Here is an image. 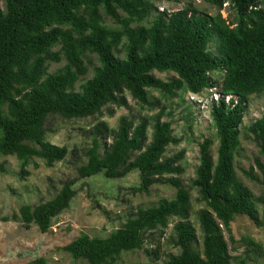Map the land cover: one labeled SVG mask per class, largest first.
<instances>
[{
	"label": "trees",
	"instance_id": "obj_1",
	"mask_svg": "<svg viewBox=\"0 0 264 264\" xmlns=\"http://www.w3.org/2000/svg\"><path fill=\"white\" fill-rule=\"evenodd\" d=\"M1 1L0 153L16 155L22 167L34 158L53 166L67 156V146L46 140L45 122L51 114L64 118L98 114L108 105H127L126 91L142 104L154 106L158 102L150 100L148 89L166 97L178 95L179 90L199 93L212 86L210 73L223 72L219 87L223 96L211 106L218 138L216 158L210 151L212 139L204 138L190 186L179 176L184 171L183 150L164 156L166 147L178 139L171 122L162 119L163 110L152 119L140 118L137 124L122 116L115 129H109L104 121L98 124L87 149L88 159L77 166L80 177L102 173L117 178L137 170L140 182L133 191L147 192L161 183L175 187L176 192L156 204L138 206L109 235L82 233L63 249L86 264H114L123 252L142 249L147 232L167 227L175 217L170 241L179 252L171 253L165 264L246 263L232 257L225 231L235 242L231 224L240 214L257 226L264 225V194L254 196L237 175L234 162L241 144L244 103L252 94H264V0H206L218 8L230 2L237 15L234 22H227L220 12L161 11L156 2L164 0ZM106 16L118 25L108 24ZM147 19L148 24L142 23ZM121 45L123 57L117 54ZM92 53L98 65L76 89L77 81L88 72L86 60L91 62ZM62 58L66 63L49 72L50 62ZM153 70L172 71L176 76L164 80ZM226 95L233 96L226 101ZM150 123L152 140L145 144ZM106 131L113 140L101 154L100 138L108 136ZM245 133L258 141L260 156L255 163L264 174V113ZM4 172L0 163V173ZM247 174L259 180L253 166ZM261 181L264 183V178ZM73 184L65 182L54 197L40 204L22 205V220L36 223L41 232L48 231L52 218L66 209L75 195ZM191 189L197 190L204 205L197 214L199 237L190 218ZM244 241L262 249L251 238ZM145 251L152 254L147 247ZM156 258L145 264H158Z\"/></svg>",
	"mask_w": 264,
	"mask_h": 264
},
{
	"label": "rangeland",
	"instance_id": "obj_2",
	"mask_svg": "<svg viewBox=\"0 0 264 264\" xmlns=\"http://www.w3.org/2000/svg\"><path fill=\"white\" fill-rule=\"evenodd\" d=\"M156 5L159 10L169 13L183 8H188L189 12L208 15L220 12L227 22H234L237 16L228 1L224 2L222 8L206 0H164L156 2ZM3 7L0 0V8ZM150 18L152 19L149 17V20ZM105 20L113 26L118 25L108 16ZM149 20H143L142 23L148 24ZM120 49L117 54L123 57L122 45ZM89 55L91 62L86 60L88 72L77 81L76 89L93 75V66L98 65L97 56L93 53ZM65 63V58L59 62H50L48 71L54 72ZM152 73L164 80L176 76L172 71L153 70ZM222 76L223 72L210 73L212 86L199 93L179 90L178 95L166 97L156 89H148L150 100L158 102L154 106L142 104L126 91L124 95L127 105H108L98 114L81 118H64L59 114H51L45 122L46 140L68 148L67 156L53 166H47L40 158H34V161L22 167V162L16 155L0 153V163L6 168V172L0 173V264H86V260L74 258L64 250L63 245L82 233L91 237L107 236L121 226L130 213L136 212L138 206H150L161 198L175 195V187L161 183L151 186L147 192L133 191L132 188L140 182L137 170L117 178H109L102 173L80 177L77 166L87 161V149L92 146L93 137L97 133L96 127L101 121L109 129H115L122 116L133 119L137 124L140 118H151L163 110L162 119L171 122L172 133L178 139V142L170 143L166 147L164 156L183 150L184 171L179 176L185 186H190L200 162V142L204 138L212 139L210 151L214 159L216 158L218 138L211 116V106L223 96L219 90ZM232 96L226 95L225 100L228 101ZM234 98L237 101L238 96L234 95ZM244 104L246 109L240 125L241 144L235 154V170L254 196H258L264 194V183L261 181L264 174L255 163L256 157L260 156L259 144L252 134L246 135L245 131L264 113V94H252ZM152 130L150 123L145 144L152 140ZM112 137L108 133L105 139L100 138L101 154L105 152V146L112 142ZM251 166L259 180L247 174ZM70 181H74L75 195L69 206L52 218L48 231L41 232L36 223L27 224L22 220V205L35 206L47 201L57 194L65 182ZM191 203L190 218L199 237L201 227L197 214L204 205L196 189H191ZM175 222L176 218L172 217L167 227L147 232L142 249L123 252L114 264H145L155 260L156 255L157 263L165 264L171 253L179 252V248L174 247L170 241L174 235ZM231 226L235 242L229 239L226 231L225 236L232 257L246 261L242 263L239 260V264H263L264 225L257 226L247 215L240 214L234 218ZM244 238L253 239L262 245V249L245 242ZM200 243L196 244L199 250L202 248ZM146 247L152 251L151 255L146 253Z\"/></svg>",
	"mask_w": 264,
	"mask_h": 264
}]
</instances>
